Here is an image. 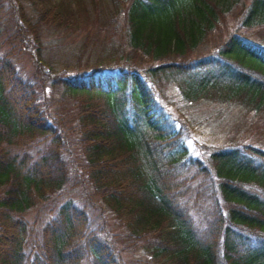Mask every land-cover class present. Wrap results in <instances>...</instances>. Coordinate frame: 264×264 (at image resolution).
I'll use <instances>...</instances> for the list:
<instances>
[{
	"label": "trees",
	"instance_id": "trees-1",
	"mask_svg": "<svg viewBox=\"0 0 264 264\" xmlns=\"http://www.w3.org/2000/svg\"><path fill=\"white\" fill-rule=\"evenodd\" d=\"M28 1L0 0V264H264V0ZM222 104L260 130L189 146Z\"/></svg>",
	"mask_w": 264,
	"mask_h": 264
},
{
	"label": "rangeland",
	"instance_id": "rangeland-1",
	"mask_svg": "<svg viewBox=\"0 0 264 264\" xmlns=\"http://www.w3.org/2000/svg\"><path fill=\"white\" fill-rule=\"evenodd\" d=\"M98 9L100 14L96 18L95 22L98 24L100 21L103 20L102 14H104L108 9L112 6V0H98ZM9 3L14 5L12 8L15 16L19 15L21 9L25 12V19L32 23L35 19V12H37L38 8L40 7L37 2L33 4L28 0H9ZM86 10V16L83 17L84 20L89 19L92 20L95 15V10L92 9L89 0H84ZM38 5V6H37ZM6 9L0 10V14L4 19L2 21V26L0 29H10L11 19L9 17L10 14L5 12ZM7 11V10H6ZM20 17V16H18ZM22 17V16H21ZM24 19V17H23ZM23 20L21 19V22ZM4 25H8L9 28H5ZM93 25L95 26L94 22ZM90 24L85 26L86 28H90ZM96 27V26H95ZM6 36V35H5ZM5 36H1L0 38L3 40ZM56 51V50H55ZM54 54L53 59L55 60H68L70 57L69 52L66 49L65 51L63 48L58 49ZM26 66H28L26 64ZM173 110V107H170ZM195 117L193 120L188 121V126L191 129V136L192 138L187 140V144L191 146L194 140L198 142H207V143H217L223 142L226 138L235 136L237 139L244 137L245 139H251L253 134L260 130V124H262V118L257 116L255 113L249 112L245 113L242 108L239 106H231V105H201L195 108ZM174 116H179V113L174 111ZM235 134V135H233ZM258 135V134H257ZM262 140H264V135H259Z\"/></svg>",
	"mask_w": 264,
	"mask_h": 264
}]
</instances>
